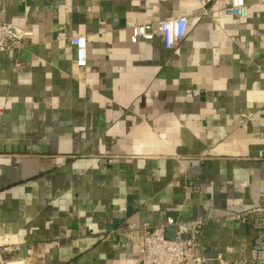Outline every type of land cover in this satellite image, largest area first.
Masks as SVG:
<instances>
[{
    "label": "crops",
    "instance_id": "crops-1",
    "mask_svg": "<svg viewBox=\"0 0 264 264\" xmlns=\"http://www.w3.org/2000/svg\"><path fill=\"white\" fill-rule=\"evenodd\" d=\"M227 5L210 4L214 23L196 0H0V20L33 33L0 54V246L25 264H139L130 225L202 216L209 263L236 258L251 232L225 215L264 187V3ZM179 16L175 49L130 40Z\"/></svg>",
    "mask_w": 264,
    "mask_h": 264
},
{
    "label": "built area",
    "instance_id": "built-area-1",
    "mask_svg": "<svg viewBox=\"0 0 264 264\" xmlns=\"http://www.w3.org/2000/svg\"><path fill=\"white\" fill-rule=\"evenodd\" d=\"M200 16H210L214 23L220 18L210 8L214 0H196ZM249 0H229V5L220 12L225 16L245 18ZM264 3V0H251ZM188 26L186 17H168L152 23L134 24L130 27V40H151L154 33H160L168 49L177 48L185 37ZM32 31L17 28L0 20V54L7 51H18L24 41L31 39ZM75 49V62L78 67H85L87 62V39L75 35L70 39ZM261 203L258 206L229 212L225 216L231 221L245 225L251 232V239H242L238 245L237 256L225 259L221 253L213 258L212 264H264V187L261 192ZM206 219L198 216L188 222L167 218L163 223L151 225L144 223L140 227L129 226V230L141 232V245L138 250L139 264H211L205 257L201 243V228ZM169 230L168 234L166 231ZM18 244L0 246V264H25L19 254ZM3 252L11 257H3Z\"/></svg>",
    "mask_w": 264,
    "mask_h": 264
},
{
    "label": "water",
    "instance_id": "water-1",
    "mask_svg": "<svg viewBox=\"0 0 264 264\" xmlns=\"http://www.w3.org/2000/svg\"><path fill=\"white\" fill-rule=\"evenodd\" d=\"M169 230L166 231V233L168 234Z\"/></svg>",
    "mask_w": 264,
    "mask_h": 264
},
{
    "label": "bare ground",
    "instance_id": "bare-ground-1",
    "mask_svg": "<svg viewBox=\"0 0 264 264\" xmlns=\"http://www.w3.org/2000/svg\"><path fill=\"white\" fill-rule=\"evenodd\" d=\"M12 264V263H11Z\"/></svg>",
    "mask_w": 264,
    "mask_h": 264
}]
</instances>
